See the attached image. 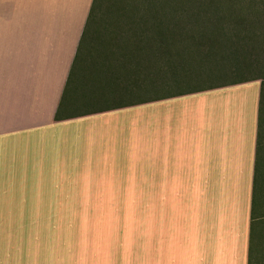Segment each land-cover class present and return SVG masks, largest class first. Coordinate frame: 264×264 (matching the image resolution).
<instances>
[{
	"label": "crops",
	"instance_id": "crops-1",
	"mask_svg": "<svg viewBox=\"0 0 264 264\" xmlns=\"http://www.w3.org/2000/svg\"><path fill=\"white\" fill-rule=\"evenodd\" d=\"M94 1L0 0V224L72 222L28 214L151 193L136 264H256L259 80L101 105L103 48L87 55L88 87L83 71L70 81Z\"/></svg>",
	"mask_w": 264,
	"mask_h": 264
},
{
	"label": "rangeland",
	"instance_id": "rangeland-1",
	"mask_svg": "<svg viewBox=\"0 0 264 264\" xmlns=\"http://www.w3.org/2000/svg\"><path fill=\"white\" fill-rule=\"evenodd\" d=\"M179 1L95 0L94 20L90 22L84 34L71 80L78 78L79 71H83L81 84L88 87L89 70L91 71L94 61L97 62L99 58L94 57V54H97L96 50H93L92 58L87 55L92 48H103L100 53L103 58L105 57L106 62H100V65H95L93 69L95 73L101 70V77L102 70L107 69L104 79L108 78L106 86L108 95L100 104L118 105L136 101L137 98L126 95L127 90L132 89L128 77L131 74L134 80L139 78L141 82L148 83L147 77L152 71H144V77H142V72L137 74V70L132 69L134 61H130L127 57L135 60L138 56L142 60L144 55V58H147L148 49L152 47V45L149 47L147 45L154 39L153 31H151L153 24L171 22L206 30L207 27L208 29L214 28L215 23L218 22H216V18L211 17L212 15L220 16L221 23L225 26L230 25L228 24L230 21L235 23L234 17L240 16L241 21H247V23L253 21L254 25L249 28L253 30V33L258 32L261 35L260 44L264 43V24L260 20L264 17V0H232L235 6L232 1L224 0L226 3H222L219 10H209L207 6H200L203 4V0H199L196 6L186 5V8L185 5L184 7L180 6ZM186 11L189 16L184 17L183 13ZM213 12L215 13L213 14ZM192 20L199 22L191 23ZM93 26H95L94 33ZM214 34L217 38H221L219 33ZM91 36L92 41L90 42ZM232 46L234 47L232 48ZM232 46L225 49L224 53L231 55H235L238 51L240 53L236 55L238 60H233L231 56L227 58L226 62L230 64L228 67L230 69L252 68L251 72L239 70L236 74H232L220 70V68H224V65L217 61L209 62L200 58H189L180 60V62L176 60L177 65L174 63L173 69L170 68L165 73L170 74L173 81L169 91H188L213 83L240 80L245 76L247 78H264V59L253 63L252 59L254 60L255 57L247 58L245 51L239 50L235 44ZM178 50L173 47L174 54ZM214 54L218 56L217 52ZM109 60L110 62H108ZM165 66L166 63L161 59V68L163 69ZM145 70L147 69L145 68ZM148 95L145 100L156 98L154 94ZM148 110H151V105L146 109V111ZM263 177L264 124L260 131L258 181ZM263 194L264 181L257 182L256 215L260 210L264 215ZM144 200L146 206L32 209L28 215L60 216L72 222L0 224V264H136L138 233L151 231L155 214L151 193H145ZM261 221L262 224L257 234L256 264H264V218Z\"/></svg>",
	"mask_w": 264,
	"mask_h": 264
},
{
	"label": "trees",
	"instance_id": "trees-1",
	"mask_svg": "<svg viewBox=\"0 0 264 264\" xmlns=\"http://www.w3.org/2000/svg\"><path fill=\"white\" fill-rule=\"evenodd\" d=\"M199 0H183L179 1V5L183 6L185 5H197V2ZM227 1V0H226ZM232 0H228V2H231ZM224 0H203L200 6H207L209 10H219L222 6V3H224ZM234 4V1H232ZM226 3V2H225ZM95 4V1H94ZM235 6V4H234ZM94 7V5H93ZM92 7V14L90 15V22L94 20V8ZM182 7V8H183ZM183 8L184 10H186ZM181 12V11H180ZM215 12H213L214 14ZM186 14V15H185ZM184 17L189 16L187 14V11L183 13ZM211 17L216 18V22L214 28L206 30L202 28H194L187 25H180L176 23H159V24H153L152 30L153 31V40L149 41L148 47L152 45V47H149L148 49V55L147 58H144V55L141 57H136V59H131L130 57H127L130 59V61H134V67L132 69L137 70L138 72H142L141 76L144 77V71H152L149 76L147 77L148 83L141 82L139 78H136L135 80L130 74V77H128L129 85H132L131 90H127L126 95L127 96H133L137 98V103H134L136 101H133L132 104H145V103H151L154 100H162L167 99L182 93H193L201 91L202 89L217 85V84H237V83H243L247 81L252 80H261L260 84V100H259V110H258V122H259V132H258V151H259V142H260V131L262 130V124H264V78H247L242 77L240 80L236 81H228L223 83H213L206 85L202 88L198 89H192L188 91H178L173 92L169 91V87L172 86V77L170 74L167 73L170 68L173 69V64H176V60L180 62V60H186L189 58H195V59H206L209 62H215L217 61L221 65H224V68H220V70H225L228 72H231L232 74H236L239 70L240 71H249L251 72L253 69H246V68H236V69H230L228 66L230 64H227V58L229 56L232 57L233 60H238L236 58V55H238L240 52L238 51L235 55H231L229 53H224L226 50L229 49L232 45H236V47L241 50L245 51L246 57H255L254 60L252 59L253 63L254 61L260 62L264 59V43L261 45L259 38L261 35H259L258 32H254L249 27L253 26V21L250 23H247V21H241L240 16H235V23H232L231 21L228 23L230 25L225 26V24L221 23V18L216 17L212 15ZM92 19V20H91ZM262 20V23L264 24V17L260 18ZM88 21V26L90 22ZM198 23L197 20H192L191 23ZM202 24V23H201ZM222 24V25H217ZM250 25V26H248ZM88 28V27H87ZM87 30V29H86ZM219 33L221 38H217L214 33ZM196 33H200L197 35ZM173 47L178 48L176 54L173 53ZM234 46H232L233 48ZM146 50V49H145ZM225 50V51H224ZM213 51V54L217 52L218 56L216 54H211ZM236 51V50H235ZM229 54V55H226ZM252 55V56H250ZM159 57V58H157ZM146 59V60H145ZM161 59L166 63V66L161 68ZM146 64V65H145ZM145 65V67H144ZM177 65V64H176ZM177 67V66H176ZM145 68L147 70H145ZM253 73V72H252ZM254 74V73H253ZM136 75V74H135ZM129 76V75H128ZM166 76V77H165ZM132 77V78H131ZM130 78V79H129ZM144 79V78H143ZM145 80V79H144ZM72 81V80H70ZM231 82V83H230ZM71 83V82H70ZM153 84V86H152ZM155 89V90H154ZM163 90V91H162ZM135 91H138V94L135 93ZM145 92V93H144ZM154 94L156 98L145 100L146 96H149L148 94ZM66 94V92H65ZM139 96V97H138ZM153 96V97H154ZM105 100V97L103 98ZM130 105H120V106H130ZM59 119V115L56 116V120ZM258 162H257V169H256V178H255V185H254V197H253V210H252V223H251V235H255L258 237V233L260 230V225L262 224L261 219H263L264 215L261 214L260 210L257 215L255 213V193H256V185L257 182L260 183V181H264V177L258 181ZM262 200H264V194L262 197ZM264 222V221H263Z\"/></svg>",
	"mask_w": 264,
	"mask_h": 264
}]
</instances>
